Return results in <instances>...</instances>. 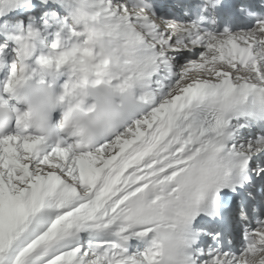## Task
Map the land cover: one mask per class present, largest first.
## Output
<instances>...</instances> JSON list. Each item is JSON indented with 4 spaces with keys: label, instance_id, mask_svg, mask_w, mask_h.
Instances as JSON below:
<instances>
[{
    "label": "snow or ice",
    "instance_id": "snow-or-ice-1",
    "mask_svg": "<svg viewBox=\"0 0 264 264\" xmlns=\"http://www.w3.org/2000/svg\"><path fill=\"white\" fill-rule=\"evenodd\" d=\"M84 7L36 63L67 74L65 96L107 74L132 103L90 142L0 131V264H162L125 247L162 231L180 249L170 264H264V0ZM38 37H11L0 100Z\"/></svg>",
    "mask_w": 264,
    "mask_h": 264
},
{
    "label": "clouds",
    "instance_id": "clouds-1",
    "mask_svg": "<svg viewBox=\"0 0 264 264\" xmlns=\"http://www.w3.org/2000/svg\"><path fill=\"white\" fill-rule=\"evenodd\" d=\"M62 7L67 13L66 20L88 14L84 0H66ZM63 74L53 67L37 64L7 94V99L0 100V131L23 127L46 140L62 142L67 136L74 142H90L106 135L119 123L132 103L127 91L107 83V74L102 77L88 74L73 96H65L63 87L59 92L53 87ZM16 105H22L24 110L20 111ZM57 111L60 117L53 123L52 116ZM145 248L159 251L162 264H170L180 251L177 239L163 231L147 240Z\"/></svg>",
    "mask_w": 264,
    "mask_h": 264
},
{
    "label": "bare ground",
    "instance_id": "bare-ground-1",
    "mask_svg": "<svg viewBox=\"0 0 264 264\" xmlns=\"http://www.w3.org/2000/svg\"><path fill=\"white\" fill-rule=\"evenodd\" d=\"M38 3V0H26V2H25V0H22V2H21V4H20V6H18V7H15V8H13V7H11V9H10V12H11V15H12V17L14 16V15H16L17 13H22V12H25V14L27 13V12H29L30 10H33L34 8H35V6H36V4ZM1 6V5H0ZM55 7H57V4H56V6ZM49 9H50V5H49V7H48V10H46V12H49ZM37 11H32V13L33 14H35ZM31 13V12H30ZM64 13H62L61 12V14H59V15H57L56 14V16L51 20V23L49 22V21H47V22H45V24L42 26V28H43V31L45 32V34L47 35V32H46V28H48V26H50V25H52L53 27L54 26H58V27H60L61 28V22L62 21H64V22H66L67 23V21L68 20H66L65 18V16L63 15ZM3 16V15H2ZM17 16H18V14H17ZM4 19V18H3ZM8 19V18H7ZM20 19H22V18H20ZM9 20V19H8ZM25 28L26 27H24V29L23 30H25ZM66 30V29H65ZM8 32H10L11 34H12V36H16V35H18L17 34V31H8ZM16 32V33H15ZM57 33L58 32H55L54 33V39L56 40L57 39ZM41 34H42V32H41ZM65 34H67L68 35V32H67V30L65 31ZM60 35V34H59ZM68 37V36H67ZM67 37H63L62 35H60V39H61V42H63ZM4 43V42H3ZM4 45H2V46H0V48H2ZM8 56H10V55H8V54H5L3 51H0V63H2V64H4L5 65V60H6V57H8ZM35 56V55H34ZM32 60L30 59V60H28V61H26L27 63H26V65L28 66V67H31L30 65V62H31ZM62 72H63V70H62ZM10 74V72H8L7 70H6V68H5V75L3 74L2 76L4 77V78H7L8 77V75ZM57 79H59V78H57ZM67 79H68V76L66 75V73H64L63 75H62V79L61 80H59V83H61L62 81L64 82V84H65V82L67 81ZM11 103H13V104H15V101H12ZM16 107L20 110V111H23V108H22V106H19V105H16ZM85 235H87L86 233H84ZM139 241H141V240H139V239H136V238H132V239H130V241H129V244L130 243H135L136 242V244H137V242H139ZM143 241V240H142ZM126 244H128V242L126 243ZM139 244V243H138ZM145 246H146V242L144 241V244L142 245V246H140L141 248H145Z\"/></svg>",
    "mask_w": 264,
    "mask_h": 264
},
{
    "label": "rangeland",
    "instance_id": "rangeland-1",
    "mask_svg": "<svg viewBox=\"0 0 264 264\" xmlns=\"http://www.w3.org/2000/svg\"><path fill=\"white\" fill-rule=\"evenodd\" d=\"M39 2H41V0H38ZM48 2L51 4V5H53V3H51V0H48ZM0 20L2 19V18H4L3 19V22L0 24V29H3V30H5V29H7V30H15V31H18L17 32V34L19 35L20 33L19 32H22V26H18V23L20 24V23H22V21H23V19H21V20H18V18H21V16L24 14V13H19L18 14V16L17 15H14L13 17H12V15H11V12H10V9H11V7H12V5H11V3H9V2H7V0H4V2H0ZM56 5V4H55ZM57 8V7H56ZM55 10H57V9H55ZM40 12H42V10H40ZM26 14H28V13H26ZM59 14H61V12L59 13ZM3 15V16H2ZM47 15H49V12H45L44 14H43V17H45V20H47ZM64 15V14H63ZM33 17V16H32ZM9 20H8V19ZM28 19V18H27ZM27 19L25 20L27 23V26H34V25H29V23H28V21H27ZM44 20V21H45ZM20 21V22H19ZM43 21V22H44ZM25 27V26H24ZM16 33V32H15ZM1 51V50H0ZM13 62H14V59L12 60H10L9 61V63H8V70H10L11 71V65L13 64ZM67 75V74H66ZM84 239H86V237L85 236H83V234H82V240H84ZM129 244V243H128ZM127 244V245H128ZM146 247V246H145Z\"/></svg>",
    "mask_w": 264,
    "mask_h": 264
}]
</instances>
